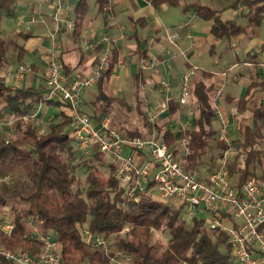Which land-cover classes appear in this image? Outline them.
<instances>
[{
	"label": "trees",
	"instance_id": "obj_1",
	"mask_svg": "<svg viewBox=\"0 0 264 264\" xmlns=\"http://www.w3.org/2000/svg\"><path fill=\"white\" fill-rule=\"evenodd\" d=\"M153 6L168 4L177 6L178 0H151ZM238 2L247 9L248 26H258L264 17V0H237L230 7L237 9ZM17 0H0V115H10L16 119L15 137L0 138V177L12 176L23 161L22 147L26 145L34 154L27 183L2 182L0 185V210L10 205L12 230L10 235L0 231V247L12 251H27L38 255L42 246L37 234H52L57 241L63 264H110L104 251L85 246L80 241V229L86 224L92 233L111 238L109 244L114 251L127 252L134 258L133 264H236L224 233L208 227L205 217L197 214L187 216L183 205L175 200L161 201L152 195H144L138 202L125 201L123 186L114 179V167L109 165L103 155L93 151L89 156L82 155L69 139L71 119L67 113L58 112L45 125L44 131L25 119L36 112L39 103L47 106H65L57 100L41 101L40 91L35 88H18L8 84L3 69L20 61L18 54L22 47L16 46V54L7 49L1 26L5 19L15 17ZM106 18L112 6L107 0H76L73 6V35L79 36L83 23L90 10ZM194 9L199 17L211 22V34L217 38L235 37L246 30L234 21H221L220 12L209 7L192 3L183 11ZM16 36L28 39V32ZM10 42V40H8ZM264 49V41L262 44ZM109 70L96 83V96L90 102L93 116L116 110L120 116L122 108L133 112L139 118V125L125 128L117 124L113 129L133 138H146L149 125L146 107L139 100L141 88L145 84L144 73L138 69L132 86L133 105L106 92L108 77L112 74L114 63L109 60ZM263 83L253 81L246 90L245 102L252 99L254 90ZM212 86L195 84L191 88L194 112L192 127L167 134V143L187 138L191 153L185 161L188 167L200 165L202 157L209 149L208 141L215 132L212 130L214 115L209 93ZM118 106V107H117ZM252 126L243 129L242 136L234 141L235 154L227 165L232 186L239 190L244 182L256 175V167L264 153L254 149L258 137L259 120H264L262 108L250 111ZM120 121L126 119H121ZM125 122V121H124ZM226 147L225 149H228ZM232 148V146H231ZM245 154L243 163L240 155ZM9 179V178H8ZM24 204L18 208L11 202ZM172 202V203H171ZM209 218H228V214L209 215ZM189 219V222L186 220ZM1 220V219H0ZM31 225L38 227L33 231ZM127 229L126 232H123ZM153 231L164 236V242L151 241ZM0 264H12L0 256Z\"/></svg>",
	"mask_w": 264,
	"mask_h": 264
},
{
	"label": "crops",
	"instance_id": "obj_2",
	"mask_svg": "<svg viewBox=\"0 0 264 264\" xmlns=\"http://www.w3.org/2000/svg\"><path fill=\"white\" fill-rule=\"evenodd\" d=\"M107 1L112 6L111 14L103 18L93 7L83 23L79 36L75 37L73 30L62 24L57 40L59 44H56L57 48L54 49V52L49 53L47 34L45 37L41 34L50 31L49 25L54 27L50 13L45 12L46 5L39 0H17L14 10L15 17L5 19L7 21L4 20L5 22L3 21L1 26L2 34L8 35V40L11 41L14 37H18L16 36L17 29H19L18 19L24 20L32 15H42L44 21L37 22L35 28L29 30L31 36L24 39L22 44H16L12 49L13 52L10 53L15 55L16 46L22 47L20 61L24 64L23 59L26 54L30 56L32 62L28 66L32 71L26 74L17 85L9 76V73L18 66L13 63L2 71L6 82L18 88H35L41 92L45 86L46 62L51 54L62 65L64 71L76 77L88 76L96 69L98 58L105 47L103 43H100L101 39L107 37L110 45L109 60L114 63V69L105 86L106 92H111L110 95L122 99L130 105L134 77L140 68V59L142 58L150 62V67L143 70L145 84L141 88V93L146 101H141L139 95V100L145 104L146 115L147 109L157 108L161 102V95L157 92L158 82L160 80L169 82L172 97L171 106L157 122L159 129L166 130V142L169 132L189 130L192 127L194 112L191 109L193 103L191 88L195 84L205 87L212 86L209 96L214 115L212 130L215 134L208 141V150L211 152H219L224 149L225 154L229 149L225 148L231 146L233 141L242 136L244 127L252 126L251 110L262 108L264 114V91L260 90V87H256L252 99L245 102L247 87L253 81L261 82L264 86V49L262 48L264 17L258 26L247 27V9L242 2L237 4L240 11L230 7L237 0H178L177 6L168 4L153 6L151 0ZM66 3L67 10L63 16L73 21L72 10L76 0H67ZM192 3L219 11L221 21L232 20L241 27L246 26V30L229 39L217 38L211 34L210 21L201 19L194 9L182 10L184 6ZM226 7L230 8L232 12L223 17L225 15L223 9ZM230 67H233L232 71L222 77L221 72ZM191 69H195V73L190 80V95L187 98V103L179 106L175 102L179 95V80ZM93 86L96 90V84ZM219 89H221L222 97L215 101V93ZM122 94H125L124 97ZM95 96L96 93L92 91L85 90L83 93L84 111L90 116L93 125H96L98 120L109 117L103 113L96 117L93 116L90 102L94 100ZM214 104H217L218 110L228 123V143L218 134L220 122L216 117ZM53 107L55 106H47L42 103L40 107L38 105L32 116L38 117L40 120H49L60 111L68 113L65 106H61L58 112ZM177 107L179 108L178 116L173 114V110ZM190 117L191 119H189ZM261 122H263L260 124L262 129L261 125H264V120ZM169 146L177 150L179 157H182L179 140ZM222 155L211 158V164L217 166L216 161ZM202 165L197 167L206 170L204 167L207 166L203 167Z\"/></svg>",
	"mask_w": 264,
	"mask_h": 264
},
{
	"label": "built area",
	"instance_id": "obj_3",
	"mask_svg": "<svg viewBox=\"0 0 264 264\" xmlns=\"http://www.w3.org/2000/svg\"><path fill=\"white\" fill-rule=\"evenodd\" d=\"M50 10V19L54 24L53 30L46 35L53 49L57 48L58 35L62 24L73 30L72 20L63 15L67 10V0H39ZM240 11V8H237ZM34 16L27 21L18 19L19 30L27 32L30 25L35 23ZM104 49L98 58L96 69L88 76L76 77L62 68L57 59L50 55L46 62L45 86L40 92L41 101L57 100L62 102L71 119L69 139L78 151L89 156L93 151L100 152L109 165L114 167V179L123 186V199L138 202L144 195H152L161 201L175 200L183 205L187 216L197 214L201 210L209 215L228 214L222 221L209 218L210 229L224 233L230 246L231 254L236 264H264V176H252L243 183L239 190L232 186L228 176L227 159L225 154L219 158L217 166L211 170L199 167H188L185 161L191 153L189 140H179V157L177 150L171 148L165 140V129H159L157 122L163 113L171 106V87L167 80H160L157 92L161 102L157 108L147 109V121L150 127L148 137L129 138L112 128L111 118L104 117L91 123L90 116L84 111L83 93L95 85L109 70L110 45L107 37L101 42ZM150 62L140 59V69L146 70ZM233 67L221 72L225 77ZM29 67L19 65L9 73L15 84H19ZM195 69L183 74L179 80V95L176 104L187 103L190 95V80ZM141 101L145 102L143 93ZM221 89L215 93L214 100L221 99ZM41 103H39V107ZM215 114L220 122L218 134L227 140L228 123L214 104ZM179 115V108L173 110ZM190 115V113H189ZM191 119V117L189 118ZM4 123L0 118V130ZM231 149V146H228ZM8 176L0 177V182L7 181ZM12 224L0 225V231L10 235ZM42 250L38 255L27 251H12L0 247V256L12 264H63L58 251L57 241L52 234H37ZM80 241L88 247L104 251L110 264H133V256L127 252L111 249L109 240L100 234L92 233L84 224L80 229ZM88 264V263H85ZM180 264H187L181 262Z\"/></svg>",
	"mask_w": 264,
	"mask_h": 264
},
{
	"label": "rangeland",
	"instance_id": "obj_4",
	"mask_svg": "<svg viewBox=\"0 0 264 264\" xmlns=\"http://www.w3.org/2000/svg\"><path fill=\"white\" fill-rule=\"evenodd\" d=\"M45 9H46V11H45L46 13H48V12L50 13V10H48L47 7ZM224 12H225V15H223V17L227 16L232 11H231L230 8L226 7L225 9H223V13ZM32 16H34L36 22L30 25V30H33L35 28V25H36L37 22H40L42 20L44 21V17L42 15H32ZM29 17L24 19V20L27 21L29 19ZM5 21H7V20H5ZM48 22H49V20H48ZM14 24L16 25V22ZM48 25H49V23H48ZM53 28H54L53 26L51 27V25H49V30L50 31L53 30ZM17 30H18V33L21 32V30H19V29H17ZM47 33L48 32H43L41 34H42L43 37H45V35ZM3 37H5V39L7 40V49L9 51L11 49H13L16 44H22L25 41L22 37H14V39L9 42L8 41V39H9L8 35L4 34ZM47 41L49 42L48 52L49 53L50 52H54V49L50 45V41L48 39H47ZM56 44H59V41ZM14 52H15V50H14ZM17 55H18V57L20 59L21 56H22L21 55V51ZM23 61H24L25 65L21 61H18L15 64L18 65V66L19 65L27 66L32 71L31 67L28 66V64H30L32 62V58L26 54V56L23 59ZM86 90L97 93V91L95 90L94 86L93 87L90 86ZM129 92H128V94H129ZM109 93H111V92H109ZM123 95H125V94H122V97H124ZM132 105H133V100L131 98V103H130L129 106H132ZM53 108H54V110L56 112H58L60 110V107H53ZM121 110H122V112H121V114H119L120 116L116 115L117 113H116V110H114V109H113V111H110V112L105 114L106 116H109L111 118V123L113 124L112 126L114 128L117 126V124H118V126H119V124H121L125 128H129L133 124L136 125V126L139 125V122H140L139 118L133 112L130 111L128 113L123 108ZM32 114H33V112L30 115L26 116L25 119L27 120V122L31 121L30 123L38 126L40 128V131H44L45 125L49 121H51L53 119V118H51L49 120H44V119L40 120L38 117L34 118V116H32ZM118 117H120L121 119H126V120H124L125 122L123 120L120 121ZM0 118L2 119V122L4 123L3 129L0 130V138L9 139V138L15 137L16 133H15V130H14V125H15L16 119L14 117L10 116V115H4V116L0 115ZM258 122H259L258 123L259 126H260V124H263V122H261L260 120ZM261 127H262V129L260 128L258 137L255 139L254 149H256V150L258 149L259 151H262L264 153V125H261ZM231 146H232V148L228 149L227 152L225 153V156H226V159H227V163H230V161L234 157V154L236 153L235 150H234L233 143L231 144ZM22 153H23V161H22L21 166L14 172V174H12V176L9 177V179L7 181H2V182L11 183L12 181H14V182H17L18 184L27 183V173L30 170L31 163H32V161H33L35 156L31 152L30 148L27 147L26 145H24L22 147ZM222 154H224V149L220 150L219 152H211V151L207 150L206 154L202 157V161L203 162L200 164V166L204 163V165L207 166V167H204V165H202V166L206 170L214 169L216 166L214 164H211L210 159L213 158V157H219ZM244 157H245V154H241L240 155V163L241 164L243 163ZM256 168L257 169H256V175L255 176H264V158H263V156L260 159V165L257 166ZM2 182H0V185L2 184ZM11 203L15 204V206L18 207V208H21V207L24 206V204H22V202H20V201H15V202L12 201ZM9 212H10V205H8V206H6V207H4V208H2L0 210V219H1L0 220V225L5 224L7 222H8V224H12V216H11V214ZM202 217H205V219L207 221L209 220L208 215L204 214L201 210L197 211V218H202ZM186 221L189 222V219L186 220ZM29 223H30V226L32 227L33 231H35V232L38 231V227L34 225L35 223H33V225H31V223H32L31 221H29ZM126 230L127 229H124L123 232H126ZM111 241H113V240L111 238H109V243ZM151 241L154 242V243H162V242H164V236H162L159 232L153 231V236L151 238ZM112 246H114V245L113 244L110 245L111 249H113Z\"/></svg>",
	"mask_w": 264,
	"mask_h": 264
}]
</instances>
